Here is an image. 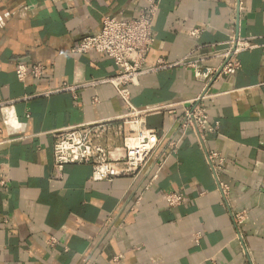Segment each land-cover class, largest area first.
<instances>
[{
    "label": "crops",
    "instance_id": "crops-1",
    "mask_svg": "<svg viewBox=\"0 0 264 264\" xmlns=\"http://www.w3.org/2000/svg\"><path fill=\"white\" fill-rule=\"evenodd\" d=\"M156 1L149 63L219 56L236 37H254L258 47L239 55L237 74L209 89L217 131L202 142L183 134L146 191L156 160L138 177L112 182L94 181L90 163H55L59 133L126 118L112 85L47 93L115 75L109 57L72 49L98 34L105 17L137 18L148 1L0 0V264H264V0ZM20 63L42 64L43 77L19 82ZM202 88L193 70L176 67L143 76L131 93L137 108H160L148 125L170 138ZM165 151L168 143L157 154ZM210 152L225 159L218 172ZM173 191L186 199L176 209L165 201Z\"/></svg>",
    "mask_w": 264,
    "mask_h": 264
},
{
    "label": "built area",
    "instance_id": "built-area-1",
    "mask_svg": "<svg viewBox=\"0 0 264 264\" xmlns=\"http://www.w3.org/2000/svg\"><path fill=\"white\" fill-rule=\"evenodd\" d=\"M147 1L149 6L137 18L120 20L112 16L105 17L98 34L83 38L72 49L74 54H101L109 57L118 68L115 75L92 79L79 86L63 85L47 93V95L61 92L76 94L80 88L112 85L129 108L126 118L59 133L54 144L55 163L59 168L66 165L90 163L93 166L94 181L112 182L121 177H138L153 160H156V170L146 191L160 178L167 159L178 153L180 138L183 134L193 131L202 142L209 133L217 131V125H210L206 109V101L211 97L209 89L219 78L237 74L241 69L239 55L258 47L254 43L256 39L254 37H236L227 43L226 50L219 56L201 58L191 53L177 63L168 62L164 58H159L153 64L149 63V55L155 44L154 20L159 3L156 0ZM196 34L198 31L193 32V35ZM210 57L220 58L221 65L218 67L205 66L204 61ZM176 67L193 70L195 78L203 88L200 95L184 107V113L178 119V130L175 136L169 138L167 135L159 136L158 132L148 125V118L160 112V108H137L133 104L131 89L139 86L140 79L145 75ZM44 72L45 67L42 64L29 66L20 63L16 68L17 79L21 83H25L30 76L41 79ZM4 105L6 104L0 102V107ZM123 120L130 122L123 148L113 150L105 144L98 143V139L108 141V134L115 129L114 125ZM165 143H168L169 154L165 151L158 155L157 153ZM207 158L214 172L221 170L225 164V159L219 153L210 152ZM222 190L226 191L224 187ZM165 201L168 208L176 209L183 206L186 199L183 193L173 191L165 195ZM235 218L236 223L240 225L246 221L247 216L242 213L236 215ZM54 244L55 241L52 240L50 245ZM120 260L121 256L116 258L115 262L118 263Z\"/></svg>",
    "mask_w": 264,
    "mask_h": 264
},
{
    "label": "rangeland",
    "instance_id": "rangeland-1",
    "mask_svg": "<svg viewBox=\"0 0 264 264\" xmlns=\"http://www.w3.org/2000/svg\"><path fill=\"white\" fill-rule=\"evenodd\" d=\"M114 127L115 129H113L110 132L111 134H108V141H103L102 139H98V143L105 144L109 149H113V150L117 148L116 146L110 147L111 144L113 143V140H119L120 144L122 145L121 147L123 148L125 138L127 137L126 134L129 132L130 122L128 123V120H123L118 124L114 125Z\"/></svg>",
    "mask_w": 264,
    "mask_h": 264
}]
</instances>
